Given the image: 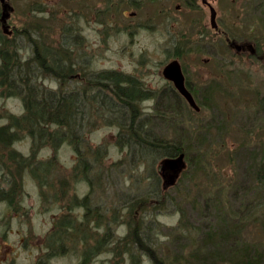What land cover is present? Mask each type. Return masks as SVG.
I'll list each match as a JSON object with an SVG mask.
<instances>
[{"label":"rangeland","instance_id":"rangeland-1","mask_svg":"<svg viewBox=\"0 0 264 264\" xmlns=\"http://www.w3.org/2000/svg\"><path fill=\"white\" fill-rule=\"evenodd\" d=\"M209 5L215 26L202 0H0V35L13 31L3 34L9 47L0 41L5 50L28 59L22 28L34 29V38H46L52 49H72L75 72L66 91L90 88L84 74L115 70L135 77L157 95L138 104L140 117L151 116L147 128L167 141L180 138L188 149L174 184L162 187L160 178L155 187L150 176L162 177L160 161L153 167L129 161L118 128L98 117L94 103L77 132L81 156L69 140L55 146L22 135L0 146V187L17 185L15 220L0 189V264H154L153 257L179 264L173 258L190 255L204 233L242 215L243 247L256 250L264 264V185L254 179L264 155V0ZM172 61L198 110L163 75ZM33 73L38 87L57 90L56 77ZM174 96L177 116L165 113L173 111ZM22 113L20 98L0 90V126ZM180 219L191 238L173 247L165 237L175 235ZM61 220L76 231L52 243ZM134 228L155 240L153 256L144 244L133 248Z\"/></svg>","mask_w":264,"mask_h":264},{"label":"trees","instance_id":"trees-1","mask_svg":"<svg viewBox=\"0 0 264 264\" xmlns=\"http://www.w3.org/2000/svg\"><path fill=\"white\" fill-rule=\"evenodd\" d=\"M22 29L20 36L27 38L30 50L27 60L22 61L23 58L18 55V52L16 57L0 46V59L2 60L0 63V90L6 91L9 95H17L23 105V113L20 116L9 117L8 125L0 126L1 147L10 146L13 140H18L22 135H26L31 138L49 139L51 145H57L61 140H69L74 150L79 154L78 146L81 136H78L77 132L81 124L80 121L84 116L87 117L95 104L98 117L102 119L103 116H106L107 123L114 124L118 128L117 143L128 149V154H126L132 163L144 159L149 161L150 166L153 167L158 160L175 157L179 153H184L185 158V152L188 149H182L179 146L182 143L180 138H176V141H167L157 137L153 129L147 128L152 123L151 116L140 117L138 104L154 99L157 95L147 91L139 80L119 71L106 70L94 76L84 74V77H87L85 79L81 77L86 84H89L90 88L86 87L81 90L72 88L70 91H66L64 83L74 79L72 77L75 72L73 50H66L63 47L52 49L53 45L50 42L48 44L46 38L42 37L40 40L34 38V29H25L24 31ZM5 33L9 35L13 31L4 32L2 30L0 36L3 40H0L1 43L5 42V35L3 37ZM14 35H17L16 30ZM64 42H66L65 39ZM5 45L9 47L10 44L5 42ZM34 69H37L41 75L47 73L56 77L57 90L52 91L38 87L34 80ZM105 92L108 94H104ZM174 101L168 106V109L173 111L165 110V113L176 112L177 116L181 112V106L175 96ZM156 118L163 119L160 115H157ZM16 130L17 134L14 133ZM13 153L12 155H14ZM262 161L257 164V168L255 167L254 179L264 185V155ZM19 163L22 164L23 161L20 160ZM158 163L160 164V162ZM160 178H162L163 187V177L153 173L150 176L151 185L158 186L159 181L161 182ZM157 193L154 195L156 196ZM242 216L243 218L239 221H234L232 218L234 216H231L227 220L230 224H226L224 221L217 230L213 228L204 233L199 244H196L197 247L190 251L189 257L173 258V263L179 261V264H225L223 258L227 257L229 264H258L260 255L256 253V250L246 249L245 245L243 247L240 229L245 226L246 217ZM57 229L59 231L56 235L51 236L52 243L67 239V232L71 229L75 230L76 227L72 223L61 220L57 223ZM172 232L176 233L175 235L170 233L171 239L165 238L168 244L173 247L178 243L185 242L189 236L191 238V230L182 226L181 219ZM129 236L136 237L134 249H138L140 245L144 244L146 251L153 256L152 250L156 245L150 235L142 237V233L135 231L134 228L130 230ZM100 246L101 242H96L94 249L97 251ZM89 253L90 251H87L86 256ZM153 258L154 264H161L160 261L157 262L156 257Z\"/></svg>","mask_w":264,"mask_h":264},{"label":"water","instance_id":"water-1","mask_svg":"<svg viewBox=\"0 0 264 264\" xmlns=\"http://www.w3.org/2000/svg\"><path fill=\"white\" fill-rule=\"evenodd\" d=\"M4 15V14H3ZM2 15V16H3ZM210 21L212 26H215V11L210 7ZM238 48L239 46L236 45ZM163 75L166 79L172 81L176 88L181 92L183 97L188 103L193 106L194 109L198 110L191 95L184 89L182 81L183 75L177 61L170 62L163 70ZM180 85L182 88H180ZM184 153H179L175 157L164 158L160 161V169L163 174L164 186H172L179 176V174L185 169Z\"/></svg>","mask_w":264,"mask_h":264},{"label":"flooded vegetation","instance_id":"flooded-vegetation-1","mask_svg":"<svg viewBox=\"0 0 264 264\" xmlns=\"http://www.w3.org/2000/svg\"><path fill=\"white\" fill-rule=\"evenodd\" d=\"M211 0H202V3L204 4V5H207L209 8L211 7V5H209V2H210ZM213 8V7H212ZM214 9V8H213ZM214 11H215V9H214ZM215 14H216V11H215ZM243 51H245V49H243ZM181 69V68H180ZM183 72V70L181 71V73ZM184 73H182V75H183ZM171 83H173L172 81H171ZM182 84H183V87H184V89L191 95V96H193L192 95V93H191V90H190V88L187 86V84H186V81H185V77L183 76V81H182ZM173 87H174V91H176V93L180 96V97H182L183 98V95L181 94V92L176 88V86L174 85V83H173ZM180 88H182V86L180 85ZM163 174L164 173H162V177H163ZM2 178H3V175H2ZM0 189H4L5 191V193H7L6 195H7V197L8 198H6V195L4 196H2V201H7L10 205L9 206H7L8 207V209L10 210V209H12L13 210V216H12V219L13 220H15V219H17V185H15V184H13L12 186H1L0 187Z\"/></svg>","mask_w":264,"mask_h":264}]
</instances>
